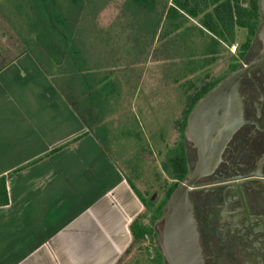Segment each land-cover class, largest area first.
Here are the masks:
<instances>
[{
	"label": "crops",
	"instance_id": "obj_1",
	"mask_svg": "<svg viewBox=\"0 0 264 264\" xmlns=\"http://www.w3.org/2000/svg\"><path fill=\"white\" fill-rule=\"evenodd\" d=\"M52 7L50 0L45 14L34 0H0V178L8 197L0 206V264H118L143 205L90 127L109 107L100 95L118 85L82 71V97L69 95L75 56L62 49L75 43V21L64 18L71 34L60 38L58 20L44 18ZM60 53L70 61L50 60L51 70L40 59ZM78 60L87 65L79 53Z\"/></svg>",
	"mask_w": 264,
	"mask_h": 264
},
{
	"label": "rangeland",
	"instance_id": "obj_2",
	"mask_svg": "<svg viewBox=\"0 0 264 264\" xmlns=\"http://www.w3.org/2000/svg\"><path fill=\"white\" fill-rule=\"evenodd\" d=\"M57 3L59 15L75 21V27L71 28L75 43L62 51L68 52L73 46L80 56L87 58V65L75 64L78 74L82 70L88 79L93 74L98 81L105 78V83L118 85L114 94L100 95L110 103L100 117L103 122L92 115V132L100 135L101 143L108 146L142 196L158 205L173 182L167 170L170 157L180 143L185 152L184 136L177 122L187 96L208 83L216 84L234 69L233 61L239 60L236 53L246 30L238 26L232 31L224 28L223 37L212 33L203 20L208 12L214 11V6L200 9L197 16H192L187 11L194 6L190 0L177 13L171 9L175 6L173 0L159 1L153 8L128 0H57ZM247 3L241 0V6ZM61 56L60 53L58 58L40 56V59L50 68V60L58 66L70 61ZM72 77L71 74L66 79ZM62 78L65 77L58 75L56 80L65 90ZM74 82L70 83L74 89L68 93L77 101L82 90ZM142 208L130 225L136 221L150 232L138 240L133 237L117 263L167 264L161 255L156 228L162 218L152 222L150 211L144 205Z\"/></svg>",
	"mask_w": 264,
	"mask_h": 264
},
{
	"label": "flooded vegetation",
	"instance_id": "obj_3",
	"mask_svg": "<svg viewBox=\"0 0 264 264\" xmlns=\"http://www.w3.org/2000/svg\"><path fill=\"white\" fill-rule=\"evenodd\" d=\"M247 16L249 22L236 53L239 60L233 61L234 69L224 78L244 69L239 87L244 122L229 139L214 172L199 178L198 188L190 193L204 264H264L263 0H257ZM184 146L187 178L197 152L185 135ZM256 174L261 175L258 183Z\"/></svg>",
	"mask_w": 264,
	"mask_h": 264
},
{
	"label": "water",
	"instance_id": "obj_4",
	"mask_svg": "<svg viewBox=\"0 0 264 264\" xmlns=\"http://www.w3.org/2000/svg\"><path fill=\"white\" fill-rule=\"evenodd\" d=\"M243 73L244 69L237 70L221 81L198 100L188 116L184 135L196 148L197 160L190 176L170 195L156 226L158 244L167 264L205 263L190 193L198 188L195 183L199 178L214 172L226 144L244 122L239 89ZM254 177L257 183L261 181V175ZM233 191L236 194L237 189Z\"/></svg>",
	"mask_w": 264,
	"mask_h": 264
},
{
	"label": "trees",
	"instance_id": "obj_5",
	"mask_svg": "<svg viewBox=\"0 0 264 264\" xmlns=\"http://www.w3.org/2000/svg\"><path fill=\"white\" fill-rule=\"evenodd\" d=\"M34 1L44 11L46 4L50 2V0H34ZM54 1L55 0H51V2H53V7L51 9L52 11L50 12V10L48 9L49 15L47 16L44 15V18L46 20L50 18L58 20V22L60 23V33H59L60 38L63 37L61 35L69 36L71 33H68L67 31L68 28H66L65 25L62 23L64 18L58 13L60 11V6L58 5V12H56L54 8ZM130 1L137 3L142 7L153 8L155 4H157L159 1L162 0H128V3ZM173 1L175 6H172L171 9L176 13L178 12V8L184 10L185 6H187L186 4L187 0H173ZM190 1L194 2V6L187 11L192 16H197L200 9L204 11L209 6H214V11L208 12L205 15L203 23L204 26L207 29H209L212 33L219 35L221 37H223L222 34L224 28L229 29V31H232L237 26L238 27L246 26L249 22L247 12L249 11V9H251L253 6L257 4V0H247L248 2L247 6H241L242 5L241 0H190ZM233 4H235L236 7H234ZM63 12H65V9H63ZM46 13L47 12L45 11V14ZM65 18H67V15ZM78 53L79 52L74 48V50L71 49L68 54L69 57L73 58L72 60H74V56H75V61L77 62L75 64L79 63ZM77 71L78 70L75 65L74 77H75V81L78 82L80 80L79 78H83L84 74H82V70H80V74H78ZM214 85H215L214 82L208 83L207 85L203 86L201 89H198L187 96L185 109L183 111L180 120H178L177 122L179 132L181 133L182 136H184V130L187 124V119L189 114L194 109L198 100L203 96H205L209 91H211L214 88ZM103 132L105 131L103 130ZM95 135L101 141L102 138L96 132ZM102 144L104 145V143ZM179 145L180 147L177 148L175 153L170 157L169 169L166 167L167 170L169 171L170 178L173 180V182L166 190L165 197H163V200L158 205L155 204V202H152L151 200L144 198L142 194L139 192L138 188L132 182V180L129 177L127 178L131 188L134 190V192L140 197L141 201L143 202L144 207L148 211H150L152 222H157L163 217L164 208L169 200L170 195L175 191L179 183L183 181L185 177L189 174V169L186 162L187 161L186 153L184 152L182 143H180ZM6 204H8L6 182H5V177H2L0 178V206ZM130 229L135 240L144 238L145 234L150 232L148 227L143 226L136 221H134L130 225ZM156 235H158L157 232Z\"/></svg>",
	"mask_w": 264,
	"mask_h": 264
}]
</instances>
